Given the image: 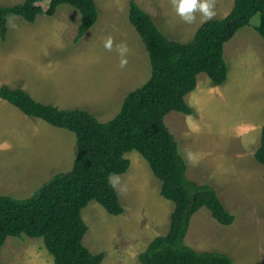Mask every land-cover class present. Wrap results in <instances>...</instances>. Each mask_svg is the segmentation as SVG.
Instances as JSON below:
<instances>
[{
	"label": "rangeland",
	"instance_id": "obj_1",
	"mask_svg": "<svg viewBox=\"0 0 264 264\" xmlns=\"http://www.w3.org/2000/svg\"><path fill=\"white\" fill-rule=\"evenodd\" d=\"M23 1L0 0V6ZM94 1L97 21L78 43L74 40L81 17L69 5L59 6L53 16L39 15L33 23L19 17L10 19L6 38L0 40V87L20 86L39 103L61 110L85 109L99 122L113 119L126 95L149 79V54L128 21L129 0ZM135 1L172 41L190 42L204 23L199 13L192 23L182 20L172 0ZM233 3L215 0L216 15L211 20L227 16ZM40 6L46 10L48 1ZM259 22V14L254 15L224 45L225 83L214 86L200 74L196 89L185 97L193 114L171 112L164 124L181 157L214 160L208 180L200 166L195 169L197 184L215 187L224 208L234 217L230 226H222L207 209L198 210L184 243L196 251H219L237 260L253 256L255 261L258 257L264 264L263 168L252 155L264 125V41L257 32ZM108 36L114 41L111 51L104 48ZM121 43L129 49L123 68L117 51ZM239 152L244 159L251 157L246 165L240 162ZM75 155L73 133L27 117L0 99V196L16 200L32 197L53 176L68 172ZM124 158L130 165L117 175L120 184L115 189L123 213L111 216L95 201L81 211L87 226L82 243L91 254L104 255L101 264H140L139 254L154 238L168 232L174 209L173 203L160 195L161 183L140 154L131 151ZM243 168L248 178L240 181L236 169ZM213 174L226 182V189L209 180ZM186 177L193 180L187 171ZM246 191L250 195L234 204ZM4 243L1 264H53L41 238L20 235L8 237Z\"/></svg>",
	"mask_w": 264,
	"mask_h": 264
},
{
	"label": "trees",
	"instance_id": "obj_2",
	"mask_svg": "<svg viewBox=\"0 0 264 264\" xmlns=\"http://www.w3.org/2000/svg\"><path fill=\"white\" fill-rule=\"evenodd\" d=\"M45 1L48 8L43 10L39 4ZM61 5L80 14L74 40L78 43L97 21L94 0H24L0 6V40L6 38L10 19L33 23L39 15L53 16ZM256 14L260 16L257 32L264 41V0H234L227 16L204 22L190 42L180 43L167 39L137 2L129 0L128 21L149 54L150 77L126 95L118 114L108 122H99L85 109L61 110L39 103L20 86H1L0 99L23 115L73 133L76 155L68 172L53 176L32 197L0 196V250L8 237L25 235L43 240L53 264H101L104 255L91 254L82 243L87 226L81 211L95 201L111 216L123 213L108 177L124 174L130 165L124 155L135 151L160 181V195L174 205L168 232L154 238L139 254L140 264H234L226 253L196 251L184 243L198 210L207 209L222 226H230L234 217L224 208L215 187L187 179L186 163L164 118L171 112L193 114L185 97L196 89L200 74L214 86L225 83L224 45ZM254 158L264 169V125Z\"/></svg>",
	"mask_w": 264,
	"mask_h": 264
},
{
	"label": "clouds",
	"instance_id": "obj_3",
	"mask_svg": "<svg viewBox=\"0 0 264 264\" xmlns=\"http://www.w3.org/2000/svg\"><path fill=\"white\" fill-rule=\"evenodd\" d=\"M173 8L176 14L187 23H192L196 20V14L201 16V22H206L215 17V0H172ZM113 38L108 36L104 41V48L111 51L113 47ZM117 51L120 56V66L123 68L127 64L128 47L121 43L117 45ZM109 184L113 189H117L120 184L119 177L112 173L108 177ZM124 189H120L123 191Z\"/></svg>",
	"mask_w": 264,
	"mask_h": 264
},
{
	"label": "crops",
	"instance_id": "obj_4",
	"mask_svg": "<svg viewBox=\"0 0 264 264\" xmlns=\"http://www.w3.org/2000/svg\"><path fill=\"white\" fill-rule=\"evenodd\" d=\"M260 134H261V132H260ZM259 138H260V135H259ZM259 145H260V139H259V143L257 145L256 150L259 148ZM205 147H207V146H205ZM221 147L228 149L226 146H221ZM256 150H255V152H256ZM204 151H210V150L208 149V150H204ZM255 152L252 153L253 158H254ZM239 155H240V159H242V161H240V162L243 163L244 165H246V160H250V158H251V157H249L247 159H244L241 156L240 152H239ZM182 158L184 159V161L186 163L188 175L190 174L191 175V178L193 179L191 181H194V182L198 183V181H199L198 178H197L198 177V174L195 171V169L198 168L199 166L203 169L202 174H205L206 175L205 179L208 180L209 165L214 160H212L210 162H205V160L203 158H196L194 155H192V156H189L188 155V156L182 157ZM254 160H255V158H254ZM239 170L241 171L240 174L238 173ZM244 170H245V168H243V169H236V173L238 174V179L240 181L246 180L248 178V176L245 174ZM263 174H264V169H263ZM263 174H262V177H263ZM214 176H215V174L211 175V177L209 178V180L210 181L211 180H214L216 182V184H217L216 185L217 187L226 189V182H223V179H221L219 177H214ZM249 195H250V193L248 191L239 194L238 198L234 201V204H236L240 198H244V197L249 196ZM233 259H234V256H233ZM234 262H235V264H260L259 262H261V261H260V259L258 257H256V260L254 261V257L252 256L249 259H241V258H238V260H237L235 258L234 259Z\"/></svg>",
	"mask_w": 264,
	"mask_h": 264
}]
</instances>
